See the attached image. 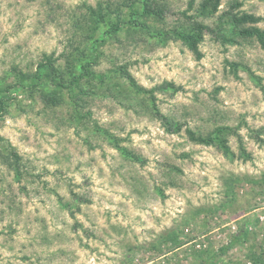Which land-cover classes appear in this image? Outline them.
<instances>
[{
  "label": "rangeland",
  "instance_id": "rangeland-1",
  "mask_svg": "<svg viewBox=\"0 0 264 264\" xmlns=\"http://www.w3.org/2000/svg\"><path fill=\"white\" fill-rule=\"evenodd\" d=\"M96 1L0 0V77L14 63L32 68L44 52L60 53L71 13ZM167 1L172 23L189 0ZM233 1L224 0L221 10ZM239 1L263 17L264 28V0ZM158 40H112L100 69L127 63L146 87L180 86L158 91L161 111L204 133L238 128L252 159L238 155L237 136H230L234 155L227 156L192 142L186 126L168 132L140 98L135 107L115 97L89 106L129 154L92 122L67 121L68 106L46 109L38 98L16 94L0 111V135L24 166L18 178L0 165V264H191L193 251L219 249L243 231L249 235L224 258L249 264L248 250L264 241V144L256 137L264 138V49L256 40L225 43L208 31L198 59L180 41Z\"/></svg>",
  "mask_w": 264,
  "mask_h": 264
},
{
  "label": "trees",
  "instance_id": "trees-1",
  "mask_svg": "<svg viewBox=\"0 0 264 264\" xmlns=\"http://www.w3.org/2000/svg\"><path fill=\"white\" fill-rule=\"evenodd\" d=\"M223 1L189 0L187 8L176 12L178 16L172 23L168 21L172 8L167 0H97L95 4L84 2L77 7V11L71 13L69 35L60 53L44 52L32 68H23L14 63L0 77V111H6L9 101L16 99V94L20 93L32 100L38 98L46 109L68 106L67 121L76 125L92 122V127H96L95 131L105 135L114 147L130 154L120 144L117 135L98 124L89 106L97 97H115L121 102L127 99V104L135 107L134 103L140 98L141 105L148 107L168 132H180L186 125L163 113L157 104L158 91H165L169 87L179 91L180 86L173 82H164L151 88L146 87L131 73L127 63H117L100 69L102 59L106 56L104 47L112 40L123 43L150 36L158 38L162 43L180 41L199 59L203 55L200 44L206 33L211 31L225 43L256 40L264 49V28L258 25L263 17L242 10V2L239 0L221 10ZM215 16L217 19L213 25L207 23V19ZM230 64L234 68L243 65L235 62ZM185 131L192 142L218 146L227 156L234 155L229 138L232 135L237 136L238 155L245 160L252 159L238 128L224 124L204 133L186 126ZM256 137L264 144V138L259 134ZM0 165L13 170L18 178L23 174L22 155L1 135ZM258 183H264V176ZM228 184V194L233 195L235 183L230 180ZM247 235L249 234L246 231L240 232L219 249L209 247L202 251H193L192 255L196 260L191 264H245L227 260L224 255ZM167 239L174 244L178 242L176 237L167 236L165 241ZM258 245L259 250L256 248ZM258 245L248 250L246 263L249 261V264H264V241Z\"/></svg>",
  "mask_w": 264,
  "mask_h": 264
},
{
  "label": "built area",
  "instance_id": "built-area-1",
  "mask_svg": "<svg viewBox=\"0 0 264 264\" xmlns=\"http://www.w3.org/2000/svg\"><path fill=\"white\" fill-rule=\"evenodd\" d=\"M258 218H259V220H260L261 222H264V213H263V215H259Z\"/></svg>",
  "mask_w": 264,
  "mask_h": 264
}]
</instances>
